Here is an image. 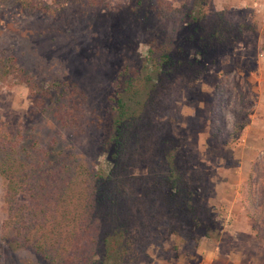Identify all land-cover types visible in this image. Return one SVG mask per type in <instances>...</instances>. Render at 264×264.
Returning <instances> with one entry per match:
<instances>
[{"label":"trees","instance_id":"trees-1","mask_svg":"<svg viewBox=\"0 0 264 264\" xmlns=\"http://www.w3.org/2000/svg\"><path fill=\"white\" fill-rule=\"evenodd\" d=\"M208 1L185 0L180 10L179 27L187 40L195 41L199 56L188 65L204 61L227 46L228 34L236 37L233 33L241 31V25L224 21L221 13L209 14ZM15 2L20 11L46 9L34 0ZM162 3L129 0L130 12L140 20L139 34H151L147 54L140 62L126 61L117 69L99 104L90 103L92 98L76 80L39 82L13 57L0 56V75L21 74L27 84L30 115L42 114L52 121L56 114L59 120L48 123L53 127L43 140L26 134L22 126L11 132L7 124H0V175L8 178L7 201L13 200L10 191H16L17 182L28 191L27 205L13 213L9 226L29 222L35 210L44 213L43 204L54 207L53 212L46 211L51 219L39 222L42 233L28 234L30 223L25 233L16 228L12 235L3 234L1 241L11 248L30 246L45 264H134L146 254L158 228H167L180 241L210 236L213 227L203 203L207 184L200 163L172 125L157 118L167 94L166 81L186 67L173 52L170 38L153 35L156 19L163 16ZM99 154H106L107 168L99 165ZM142 163L147 165L145 174L129 173L130 166ZM244 207L256 235L264 236V186L252 173L245 182Z\"/></svg>","mask_w":264,"mask_h":264},{"label":"rangeland","instance_id":"rangeland-1","mask_svg":"<svg viewBox=\"0 0 264 264\" xmlns=\"http://www.w3.org/2000/svg\"><path fill=\"white\" fill-rule=\"evenodd\" d=\"M34 1L46 9L20 11L15 0H0V56L13 57L39 82L76 80L92 98L90 103L99 104L117 69L126 61L138 63L147 54L151 34H139L140 20L130 12L129 0ZM162 2L163 16L156 19L153 35L170 38L173 52L186 67L166 81L167 94L157 118L172 125L200 163L207 184L203 203L213 231L205 238L180 241L167 228H158L146 254L134 264H264V236L256 235L244 207L249 174L264 186V0H209V14L221 13L224 21L241 25V31L233 33L236 37L228 34L227 46L189 65L188 60L199 56L195 41L187 40L179 27L185 0ZM125 47L130 52L125 53ZM19 75H0V124H7L11 132L22 126L26 134L43 140L53 127L48 123L59 120L56 114L52 121L42 114L30 115L29 88ZM98 163L109 166L106 154H99ZM128 171L143 175L147 165H133ZM33 180L37 181L28 179ZM8 185V178L0 175V264H45L30 246L13 249L1 236L12 235L16 228L25 233L30 223L28 234L42 233L39 222L50 220L46 211L53 212L54 207L43 204L44 213L35 210L29 222L9 226L13 213L27 205L28 191L17 182L10 202Z\"/></svg>","mask_w":264,"mask_h":264}]
</instances>
